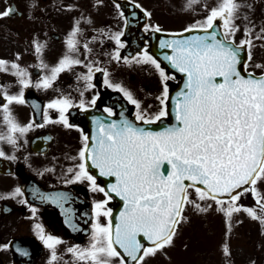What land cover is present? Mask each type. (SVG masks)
Here are the masks:
<instances>
[{"label": "snow or ice", "instance_id": "obj_1", "mask_svg": "<svg viewBox=\"0 0 264 264\" xmlns=\"http://www.w3.org/2000/svg\"><path fill=\"white\" fill-rule=\"evenodd\" d=\"M133 3L143 7L137 0ZM195 5H200L206 14L178 31L144 23L143 31L149 36L135 54L122 55L121 49L126 45L121 38L122 30L97 29L100 35L91 38L101 43L105 38L115 42V47L107 53L109 63L154 68L160 83L155 108L145 106L122 82H115L109 69L93 56L89 40L81 39L83 17L74 22L65 39L66 50L55 64L45 61L46 43L33 39L37 67L43 70L36 79L19 63L20 53L14 60L0 58V71L11 73L19 85L17 92L8 90L11 85H0V123L5 128L0 132V143L6 142L18 150L21 138L26 141L30 130L48 123L78 128L81 147L73 157L78 163L68 168L71 175L63 183L87 181L92 192L103 194V198L93 201L89 244L84 247L75 244L66 249L72 254L73 264H146V258L174 245L179 227L187 219L184 213L188 206L207 212L215 204L225 218L226 234L231 233L234 214L241 211L264 225V60L256 62L259 73L247 71L257 46L254 41H264V26L255 31L257 25L246 13L243 19L247 23L243 28L237 23L242 9L251 7L244 0H216L211 5L206 0L203 3L187 0L186 8L197 12ZM115 8L127 28L129 20L118 0ZM143 11L151 18L150 11ZM15 13L16 9L9 5L0 10V18ZM88 20L91 22L90 17ZM241 32L242 37L237 40ZM156 33L166 34L158 37L159 49L170 51H161L160 55L175 72L149 50L147 41ZM77 66L87 69L76 75L77 81H83L78 98L60 93L49 99L42 109V124H37L34 117L27 123L16 118L12 106L28 103L26 89H53L62 73L76 72ZM176 72L184 75V81L183 87L172 96L169 81L176 79ZM96 73H102L104 86L122 93L135 111L134 119H130L122 108L117 119L113 118L116 116L113 107L105 106L107 117L94 115V130L89 135L84 128L70 122L69 116L73 108L87 112L96 107L100 93L95 92L90 99L85 96L89 89L97 87ZM33 107L39 109L35 102ZM50 110H55L56 115ZM170 116L175 123H167ZM0 157L17 159L15 152L9 156L2 147ZM93 170H98L100 177H114V180L102 184ZM249 194L255 206L242 203L241 197ZM23 195L24 190L19 186L6 194L12 198ZM33 195L59 205L66 215L71 211L64 208L68 193L45 194L36 189ZM116 197L123 207L113 223L109 202ZM21 203L28 205L32 216H36L35 205L26 198ZM66 223L78 228L70 216ZM34 229L50 250L48 264H58L62 238L47 232L39 222L34 224ZM9 247L8 243L0 244L2 249ZM223 251L230 254L228 243L223 244ZM23 254L27 256L28 252Z\"/></svg>", "mask_w": 264, "mask_h": 264}, {"label": "flooded vegetation", "instance_id": "obj_2", "mask_svg": "<svg viewBox=\"0 0 264 264\" xmlns=\"http://www.w3.org/2000/svg\"><path fill=\"white\" fill-rule=\"evenodd\" d=\"M9 1L10 5L12 2L16 4L15 0ZM23 1L30 3L32 0H21V2ZM42 1L47 4L48 7V9L43 10L44 13L22 12L0 18L2 19L0 20V58L14 60L16 59V54L20 53L19 63L28 68V71L33 75V79L38 78L43 71L37 67L39 61L32 45L33 39H39L41 42L46 43L47 47L44 53L45 61L49 64H55L66 50L65 39L73 27L74 22L83 17V19H81V28L87 27L86 29H88L90 24L88 18L92 16L89 5L93 0ZM172 2L173 0H171V3ZM181 2V5L186 6L187 0H181ZM244 2L245 4H250L251 7L242 9L241 19L237 20L241 28L247 23V21L243 19L244 13L248 16H254L260 11H264V0H246ZM69 5H72V7L69 8ZM16 6L18 8L19 4ZM170 12V17L166 19V22L171 26H168L166 22L163 24L161 20L159 21V19L164 18L161 17L159 13L156 18H154L153 23L159 24L162 28L169 31H178L193 19L199 18V15L206 14L189 13L190 11L188 13H175V9L170 10ZM192 14H195V16H192ZM116 15L117 24L115 28L123 31L124 21L118 13H116ZM180 16L187 21L183 27L175 28L179 23H183L178 19ZM105 17L104 15L103 19ZM86 18L87 24L85 25L82 21ZM93 21L95 24L99 23V20L96 18H94ZM15 22L22 23V25L15 26ZM256 22L257 21L254 19L253 23L256 24ZM31 23L34 24V26H32ZM100 29L108 32L106 28ZM94 33L93 36L100 35L97 31ZM91 35V33H88L87 40L93 37H91ZM241 37L242 32L237 34V40ZM84 39H82V41ZM89 42L90 46L93 48V56L99 58L98 62L101 63V66L109 69L112 79L115 82H122L125 87L129 88L131 91L134 89V92H132L140 99L141 88L138 83L134 82L135 86H133V88L131 85L128 86L129 82H127L126 79L128 78V73L132 71L138 73L141 69V64L128 65L123 62L117 63L114 61L109 63V56L107 53H110L115 47V42L107 38L104 39L103 43L99 40H89ZM126 47L127 43L125 48L121 49L122 55H125L124 51ZM81 50L83 51V49ZM81 58L83 59L84 56H81ZM86 70L87 69L83 66H77L76 72L62 73L53 89L43 90L34 87L26 89L25 97L28 103L14 104L12 106L16 118L21 123H27L34 117L37 124H42V109L49 99L54 98L60 93L70 94L74 98L79 97V91L83 88V81H77L76 75ZM248 70L250 69L248 68ZM136 78L137 75L133 77L132 80L134 81ZM15 80L16 77L11 73L0 71V85H11L8 89L10 92H17L19 90V85L15 83ZM94 82L97 84V87L96 89H89L85 93L86 98L90 99L91 96L98 91L100 93V99L108 90L117 92L123 97V94L119 91L104 86L102 73H96ZM121 97H115L113 102L120 104ZM33 102L39 105V109H34ZM97 102L98 105H96V107L101 110H103L105 106H109L104 102V104H100L102 101ZM50 111L52 115H56L55 110ZM70 112V122L78 124L88 132L84 123L92 122V117L94 115L91 116L89 112L81 111L78 108H73ZM105 115L107 116V113H105ZM4 130V125L0 123V132ZM49 136L51 137L50 140L47 139ZM20 143L21 147L18 150L14 149L12 145L6 142L0 143V147H2L9 156H11L13 152H15L17 156L16 160L0 157V244L8 243L10 245L8 249L0 248V264H48L50 250L44 246L35 233L34 224L37 222L43 224L47 232L62 238L63 243L58 247V253L61 257L58 264H73L72 254L68 253L66 249L75 244H79L82 247L89 244L91 224L93 221L92 217L89 219L88 216L90 212L92 214L93 201L103 198L102 193L92 192L88 188L87 181L74 182L72 184L63 183V180L71 175L67 171L68 168L74 167L78 163V160L73 159V157L77 156L78 149L81 147L80 131L75 127L67 128L62 124L48 123L43 127H35L30 130L27 134L26 141L24 138H21ZM17 186L24 190L23 197H7L6 194L13 191ZM36 189H39L41 193L45 194L56 192L68 193L69 199L65 202L64 208L71 211L66 215L65 210L58 205L54 207L39 202L37 196L33 195ZM25 198L38 209L35 217L32 216L31 209L28 205L21 203V200ZM75 198H77V200L79 198L84 200L85 205L82 213L86 218L80 219L78 212L75 211V206L79 204L78 201H74ZM112 203H114V199L109 202L110 207ZM69 216L78 226L77 229H73V227L66 223V219ZM104 222H107V218H104ZM263 231L264 225H262L261 222L255 229L254 226L251 229L252 234L255 233L253 235L255 238L253 239L255 245L253 246V250L248 249L246 252L245 261L247 264H264ZM226 233L227 231L224 232V238L221 239L222 248L223 244L228 243L230 240L231 235ZM205 245L204 243V246ZM17 249H19V251ZM25 251L28 252L27 256L23 254ZM211 252L212 251L209 250V254ZM208 255H204L202 252L200 258L206 259L207 264H212ZM152 257L153 256L146 258V264L152 261ZM225 257L231 258L230 264H238L236 261V254L234 255L233 251H231L230 254H226ZM81 264H83V262H81Z\"/></svg>", "mask_w": 264, "mask_h": 264}, {"label": "rangeland", "instance_id": "obj_3", "mask_svg": "<svg viewBox=\"0 0 264 264\" xmlns=\"http://www.w3.org/2000/svg\"><path fill=\"white\" fill-rule=\"evenodd\" d=\"M15 2L16 5L19 4L18 9L23 13H44L43 10L48 9L47 4L42 0H32L30 3H27V1L21 2V0H15ZM137 2L143 6V9H147L152 13L149 21V23L152 24L158 13L161 17H164L159 19V21L161 20V22L165 24L166 19L170 17V10L172 9H175V13H188L189 11V13H205L200 10V5L194 6L197 8V12L188 10L186 6L181 5V0H173L174 3H171V0H137ZM201 2L203 3L205 0H201ZM206 2L211 5L214 4L216 0H206ZM9 5V0H0V10H4ZM89 9L90 13H92V21L88 29H86L87 27L82 28L81 39H87L88 33H91L92 37L95 34L94 32L100 28H106L108 32L117 31L115 28L117 24V10L111 1L102 0V2H98V0H93L89 5ZM104 15L106 17L103 19ZM192 16H195V14H192ZM94 18L99 20L98 24L94 23ZM178 19L183 23H179L175 28L183 27L187 21L186 19H182L181 16ZM249 19L252 22L254 19L257 21V28L255 31H258L260 27L264 26V11H260L254 16H249ZM82 22L86 25L87 18ZM166 24L171 26L168 22H166ZM14 25L21 26L22 23L15 22ZM32 26H34V24H32ZM254 43L257 46L254 48L253 62L248 68L250 71H254L255 69L256 72H259L260 69L256 68V62L264 60V46H262L264 45V41L257 40L254 41ZM136 75L137 78L133 81L132 79ZM126 80L129 82L128 86H135L134 82H137L139 86L141 85V97L145 106L152 105L153 108H155L158 105L155 96L159 94L160 83L158 74L152 66L141 64L139 72L136 73V71H132L128 73V78ZM132 91L134 92V89H132ZM241 201L245 205L255 206V200L250 194L242 196ZM209 203H211V201H209ZM257 211L259 212V208H257ZM184 215L187 219L185 222L181 223L178 234L175 237L174 245L166 247L163 252H158L152 257L151 262L153 263L150 262L148 264H207L206 259L200 258V254L203 252L204 255H208L209 250L212 251L208 255L212 264H230L231 258L225 257L226 254L221 246V239L224 238V232L227 231L225 218L223 213L216 210L215 204H213L207 212H200L192 206H188ZM260 222V220L250 217L244 211L234 214L228 245L230 247V252L233 251V254H236V261L238 264H247L245 261L246 252L248 249L253 250V246L255 245L253 242V239H255L253 235L255 233L252 234L251 229L253 226L255 229ZM262 233L264 234V231ZM204 243L206 244L205 246Z\"/></svg>", "mask_w": 264, "mask_h": 264}, {"label": "water", "instance_id": "obj_4", "mask_svg": "<svg viewBox=\"0 0 264 264\" xmlns=\"http://www.w3.org/2000/svg\"><path fill=\"white\" fill-rule=\"evenodd\" d=\"M116 3H117V0H114ZM118 2L121 4L123 10L126 14V17L128 18L129 20V24L127 26V28H125V33H124V38L128 41V42H132V44H136V45H143V43H145V38L149 36V34H146L144 31H143V24L144 23H147V17L144 15V11L142 9H140L139 7H137L136 5H134V3L128 1V0H118ZM135 12L136 15L133 16L132 13ZM164 35H166L165 33H156L153 38L150 40V44H151V47H150V51L156 55L159 59L162 60V63L172 72H175L174 69L171 68L170 65H168V62L167 61H164L163 60V57L160 55V52L161 51H170V50H161L159 49V41H158V37L162 38ZM185 35H187V33H185ZM176 79L175 81H170L169 82V86H170V92H171V95L172 96H175V93L177 91L180 90V88L183 87V81H184V75L182 73H178L176 72ZM114 106V105H112ZM169 107L171 109L172 107V102L170 101L169 102ZM120 108H117L116 109V112L117 114H119L120 112ZM126 115L130 118V114H129V111L127 110V113ZM166 121L167 123H175V120L172 116H170L169 118H166ZM107 122V121H106ZM160 122H157V125L159 124ZM157 125H153V127H157ZM90 126V125H89ZM88 126V127H89ZM90 130L91 132H93L94 130V127H92L91 129V126H90ZM97 175H98V170H93ZM112 180H114V177L113 178H107V177H100L98 175V181L100 183H106V182H111ZM117 203L118 202H121L122 201L120 200V198L116 197L115 198ZM46 202V201H44ZM120 205L118 204H115V206L113 205L114 207V215H113V221H115V217L118 216L119 214V210L122 208L121 206L119 207Z\"/></svg>", "mask_w": 264, "mask_h": 264}]
</instances>
